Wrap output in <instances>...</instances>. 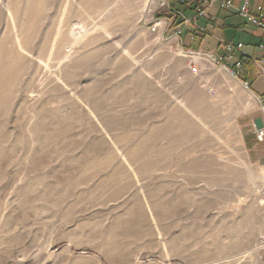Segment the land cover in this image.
<instances>
[{
	"label": "rangeland",
	"instance_id": "1",
	"mask_svg": "<svg viewBox=\"0 0 264 264\" xmlns=\"http://www.w3.org/2000/svg\"><path fill=\"white\" fill-rule=\"evenodd\" d=\"M147 3L0 0V264H264L260 104Z\"/></svg>",
	"mask_w": 264,
	"mask_h": 264
},
{
	"label": "crops",
	"instance_id": "2",
	"mask_svg": "<svg viewBox=\"0 0 264 264\" xmlns=\"http://www.w3.org/2000/svg\"><path fill=\"white\" fill-rule=\"evenodd\" d=\"M195 0H183L176 5L184 16L190 17L194 15ZM236 6L242 4L243 0H233ZM260 0H252V7ZM183 18L177 20L179 23ZM183 34L181 37L171 35L170 43L179 44L184 49L199 50L205 53H214L225 55L227 51L224 43L231 42L234 44L243 43L244 51L247 52L246 58L243 60V66L239 69V79L247 80L250 83L252 93L257 96L264 94V74L260 73L259 67L252 62V59H260L264 57V30L253 26L247 18L238 13L236 9L224 10L217 4L211 8L206 16L198 19L197 23H186L183 25ZM240 51L234 53L235 59L240 58ZM230 66L234 64V60L226 61ZM263 121L259 124L264 126ZM247 138H251L253 142V152L259 161L264 160V152L260 151L264 147V140H259L255 129L252 127L251 133L246 134ZM264 163V161H263Z\"/></svg>",
	"mask_w": 264,
	"mask_h": 264
},
{
	"label": "built area",
	"instance_id": "3",
	"mask_svg": "<svg viewBox=\"0 0 264 264\" xmlns=\"http://www.w3.org/2000/svg\"><path fill=\"white\" fill-rule=\"evenodd\" d=\"M182 1L183 0H148L144 12L145 14L142 15V18L145 20L147 17L152 16V19L147 21L149 29L152 32L162 30L163 37L166 33H168V36L164 38L169 40L171 35L181 37L184 30V24H196L199 18L206 16L209 10L218 4L219 7L224 10L236 9L238 13L247 18L253 26L264 30V0H260L254 8L252 7V0H243L242 4H240L239 6H236L233 0H195L193 2L195 12L194 15L190 17L184 16L183 13L177 8L176 5L180 4ZM163 9L167 12V15L156 16L157 12ZM180 16L183 19L179 23H177V20L180 18ZM175 45L179 46V44L171 43L172 48L175 47ZM243 47V43L234 44L231 42H227L224 43V48L227 51L225 55L205 53L201 51L200 53L208 55V57L215 63H224L225 68L230 72V74L238 79L239 69L242 68L243 60L247 56V52L244 51ZM260 47L264 48V45H261ZM236 50L240 51L241 54L240 58L238 59H235L234 57V53ZM183 51L191 53L196 50L183 48ZM232 60H234V64L232 66L226 63V61ZM252 62L259 67L260 73L264 74V57L260 59H252ZM241 82L247 88H250V83L247 80H243ZM257 97L259 99L261 111L264 116V94ZM253 127L258 139L264 140V126H257V124H253Z\"/></svg>",
	"mask_w": 264,
	"mask_h": 264
},
{
	"label": "bare ground",
	"instance_id": "4",
	"mask_svg": "<svg viewBox=\"0 0 264 264\" xmlns=\"http://www.w3.org/2000/svg\"><path fill=\"white\" fill-rule=\"evenodd\" d=\"M81 28V27H80ZM81 30H83V29H81Z\"/></svg>",
	"mask_w": 264,
	"mask_h": 264
}]
</instances>
